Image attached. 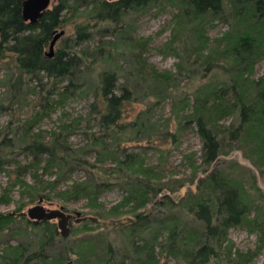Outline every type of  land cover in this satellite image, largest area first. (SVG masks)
<instances>
[{
  "label": "trees",
  "instance_id": "16d2710c",
  "mask_svg": "<svg viewBox=\"0 0 264 264\" xmlns=\"http://www.w3.org/2000/svg\"><path fill=\"white\" fill-rule=\"evenodd\" d=\"M23 2L0 0V62L10 59L14 67L9 101L18 102L26 95H36L39 101V87L31 85H43L45 79L67 85L53 86L48 91L51 97L22 129L18 127L0 138V173L8 177L0 204L12 202L11 194L17 187L29 203L41 198L52 201L50 193L82 171L84 178L72 179V184L56 192L55 197L64 202L85 200L99 221H84V228L94 230L101 221L108 228L107 221H111L124 239L118 246L110 232L88 235L92 231H83L88 233L71 241L62 237L55 224L35 225L28 219L29 226L41 230L36 243L8 244L0 254V264H167L168 259L176 264H252L264 248V200L257 198L261 191L256 187V177L252 174L245 180L247 171L233 162L225 169L216 165L238 150L264 174V73L256 77V67L264 64V0L170 1L179 7V24L192 26L200 45L193 50L198 58L192 63L199 69L186 71L179 64L176 74L149 66L146 54L151 40L131 37V27L125 21L155 0H56L34 25L23 20ZM80 8H92L95 23L76 25L74 38L64 40L49 58L47 48L54 32L67 24L69 13ZM225 17L230 29L209 48L206 26ZM95 34L101 37L99 45L88 48L85 45ZM106 37L114 40H104ZM177 41L174 36L169 49ZM120 44L130 49L132 57L129 67L122 70L124 81L121 70L111 67L126 54ZM103 64L109 67L91 79L90 72ZM185 71L191 80H202L192 104L190 97L176 96ZM86 91L94 94L86 122L89 126L94 121L96 131L85 133L83 146L74 147L69 142L79 121L73 123L76 126L63 123L49 137L35 132L53 107ZM169 98L173 99L181 130L194 124L203 142L201 163L197 164L195 154L188 155L192 174L173 182L162 181L156 167L147 166L141 154L129 152L125 146L158 140V129L149 114ZM133 103L148 107L126 123V107ZM189 108L191 112L182 116L181 112ZM0 110L7 107L1 104ZM163 135L165 140L177 141V134L165 131ZM16 151L30 161L23 164L16 160ZM108 160L111 166H106ZM201 173L206 175L199 178ZM186 184L197 185V191H189L177 201L173 196ZM114 188L122 191L123 198L108 211L101 198ZM150 205L152 212L146 209ZM26 206L22 203L16 213L24 220L27 217L21 215ZM126 214L132 216L130 225L121 220ZM16 218L14 214H0V230ZM232 228L258 234L256 250L234 253L228 239ZM164 232L167 234L162 239Z\"/></svg>",
  "mask_w": 264,
  "mask_h": 264
},
{
  "label": "rangeland",
  "instance_id": "374dc122",
  "mask_svg": "<svg viewBox=\"0 0 264 264\" xmlns=\"http://www.w3.org/2000/svg\"><path fill=\"white\" fill-rule=\"evenodd\" d=\"M55 1L56 0H52L50 7H53ZM170 1L175 0H155L153 5L148 6L142 12H135L126 17V24L131 27L130 36L135 39L149 38L151 40L149 46L150 50L146 54L147 63L149 66H153L158 72H172L176 74L179 71V64H182L186 68V71H189L187 69L198 70V65L192 66V63H194L196 58H198V53H193V50L196 47L198 48L200 45L197 43L196 38H194L192 26L185 28V26H181L179 24L178 18L176 17L180 12L179 7L176 5V3L172 4ZM91 12L92 8H80L77 12L75 11L74 14H68L69 17L67 19V24L64 27L58 29V32L65 31V35L58 41L54 51H57L64 40L74 38L76 33V25L89 22L91 24L95 23V21L91 19ZM224 20H215L206 26L205 36L208 38L209 48L216 44V39L222 38L224 34L230 29V24L228 20H226V17ZM230 20L231 19H229V21ZM174 36H176L178 41L177 43H174V45L169 49L168 45ZM100 40L101 37L95 34L94 39L85 46L94 49L95 46L99 45ZM104 40L112 41L114 40V37H106ZM120 49H125L126 54L114 62L111 67L113 69L121 70V81H124L122 70H126L129 67L132 57L131 54H129L130 49H128V47L120 44ZM171 49L176 50L173 52ZM186 49L189 50L185 51ZM162 50L164 52H160ZM208 51L209 49H207L205 53ZM49 52L50 50L48 47L47 53ZM108 67L109 64H103L102 66H98V69L92 70L90 72L91 79L96 77L97 72ZM13 68L14 67L13 64H11L10 59H8L5 63L0 62V105L4 104V106L7 107L6 111L0 110V138L4 137L8 133L11 134L12 132L16 131L18 127L22 129L23 125L30 121L33 115L41 109L40 105L45 104L48 101L46 99L51 97V95L48 93L49 90H52L54 87L59 88L67 85L66 82L57 84L55 80L48 81L45 79L43 85L39 86L37 83L31 85L39 87L37 90V94L40 96L39 101L36 99V95H26L24 99L21 98L20 101H14L12 103L9 101L11 97V94L9 93V82L11 75L13 74ZM186 71L183 72V76L180 77V89L176 93V96L186 95L190 97L192 104L194 92L199 87L202 80L200 78L197 80H191L188 78ZM263 73L264 64L262 63L256 67V77H260L263 75ZM87 81H89V78H87ZM93 102V91H86L84 93L78 92L69 96L64 101V103L57 105L56 107H53V110H50L49 116L45 117L44 120L38 124V126L35 128V132L42 131L45 133V136L49 137V133L51 131L57 130V128L63 123L73 124L75 121H79V126L74 128V132L69 137V142L74 147L83 146L86 143L84 140L85 133L96 131V124L94 121H92L89 126H87L86 122L91 109L90 105ZM147 107L148 106L146 104L141 103L128 104L126 107L124 122L128 123L134 121L139 113L146 111ZM189 112H191V108L187 109L185 112L182 111L181 114L183 116ZM149 119L158 129V140H155L152 144H148L147 141L125 144L128 151L141 154L147 166L156 167V172L162 177V181L173 182L175 180H183L184 178L189 177L192 174V169L186 157L188 155L195 154V160L197 161V164L199 165L201 163L200 158L202 155L203 142L197 132L196 126L193 124L191 127L181 130L179 120H177L175 117L173 99L171 98L153 107V110L149 114ZM182 125H186L184 121ZM165 131H170L174 134H177V141H174L171 138L165 140L163 137ZM16 154V160L22 162L23 164L30 161V159H27L24 154H21L18 151H16ZM91 159L94 161V157H91ZM230 162L240 165L248 172H246L245 180L248 179L252 174L256 177V187L261 191V196H257V198L263 202L264 174H261L255 170L250 165V163L243 158L242 154L238 150L233 151L227 156L223 157L216 166H221L223 169H225L227 164ZM106 166H111L110 160L106 162ZM205 175L206 174L201 173L199 178H202ZM84 177L85 174L82 171L75 173L71 179L63 182L55 192H51L50 196L53 198V200L48 201L45 199L43 201V205L49 209H56L60 206H65L70 213L76 211L82 212V218L86 217V215H89L88 217L90 218H96L93 216V212L87 206V202L85 200L79 202H64L55 197L56 192L65 190L67 187H69V185L72 184L73 180H79ZM26 180L31 185L34 184L30 177H27ZM7 183V175L5 173H0V196L2 194L3 188L7 186ZM184 190L185 194L183 193ZM189 191L196 192L197 185L186 184L173 197L177 199V201L181 200L187 195ZM21 193L22 191L19 187L15 188L11 194L12 202L9 204H0V214L9 215L15 213L14 215L17 216L14 223L8 224L2 230H0V254L8 244L16 246L19 243H36L35 237H37L38 232L41 231L29 226L27 223L28 218L24 220V218H21L16 214L19 213L17 210L22 203L27 204V206L22 210L23 213H26L29 208L37 205L39 202V200H37L34 203H29V198L23 196ZM46 193H49L48 190ZM122 198V191L118 188H114L102 196L101 202L104 204L105 210L109 211L113 207H116V205L122 201ZM146 209L152 212L154 207L150 205ZM121 220L125 221V225H130L133 222L132 216L130 214L124 215L121 217ZM104 222L105 221H101L98 224L99 226L94 230L85 229L82 221L79 223L73 222L69 227L70 234L68 237L71 241H73L88 233L85 232V234H83V231H92L88 235H96L98 233L108 234V232H110V236H112L114 242L119 246L124 239V235L120 233L121 230L118 231L114 229L118 226L112 225L111 221H107L109 226L108 228H105V225L103 224ZM50 223L57 226L56 221H51ZM21 228L23 231L17 233L16 235L12 233L13 231H20ZM57 230L59 231L58 226ZM166 234V232L163 233L162 239H164ZM258 237V234H251L249 231L240 228H232L228 233V239L231 243L230 246H233L234 253L237 250L244 253L248 252L249 250L255 251L258 246ZM165 262L167 264H176L175 261L170 259L166 260ZM221 264L227 263L223 262ZM252 264H264V248L254 259Z\"/></svg>",
  "mask_w": 264,
  "mask_h": 264
},
{
  "label": "water",
  "instance_id": "95a60500",
  "mask_svg": "<svg viewBox=\"0 0 264 264\" xmlns=\"http://www.w3.org/2000/svg\"><path fill=\"white\" fill-rule=\"evenodd\" d=\"M118 1V0H112ZM52 0H24L22 7L23 20L31 25L37 24L44 16L45 12L51 7ZM65 35V31H55L53 39L50 43L47 54L49 58H52L55 54V46L58 41ZM185 194V190L183 191ZM44 199L41 198L37 205L28 209L26 213L22 215L26 216L35 225H40L44 222L56 221L58 224L59 231L63 238H67L70 234V226L73 222L79 223L91 220L93 223H98L97 218L84 217L82 218V212L70 213L65 206H60L56 209H49L43 205ZM15 214V213H13Z\"/></svg>",
  "mask_w": 264,
  "mask_h": 264
},
{
  "label": "flooded vegetation",
  "instance_id": "af4514ba",
  "mask_svg": "<svg viewBox=\"0 0 264 264\" xmlns=\"http://www.w3.org/2000/svg\"><path fill=\"white\" fill-rule=\"evenodd\" d=\"M112 2H114V1H112ZM21 216H24V215H21ZM24 217H26V216H24ZM32 222V221H31ZM33 223V222H32ZM57 226H58V224H57Z\"/></svg>",
  "mask_w": 264,
  "mask_h": 264
}]
</instances>
